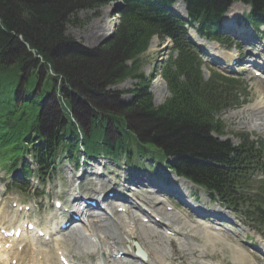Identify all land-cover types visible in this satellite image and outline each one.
Here are the masks:
<instances>
[{
    "label": "trees",
    "instance_id": "trees-1",
    "mask_svg": "<svg viewBox=\"0 0 264 264\" xmlns=\"http://www.w3.org/2000/svg\"><path fill=\"white\" fill-rule=\"evenodd\" d=\"M114 1L0 0V167L19 166L27 177L33 172L24 159L29 154L34 172L46 175L59 153L72 157L80 146L115 158L131 156L135 146L139 153L174 157L171 165L181 176L236 210L264 206V143L244 134L234 145L213 134H225L219 115L239 104L241 95L233 78L204 77L186 21L167 9L176 0H122L115 34L93 50L65 35L68 26L84 25L82 10ZM184 1L209 39L222 40L220 18L236 1L252 6L253 23L264 22V0ZM154 35L173 41L161 66L171 96L159 106L140 74ZM130 77L139 80L129 90L135 97L120 103L125 91L109 88ZM50 99L54 109L47 107ZM250 186L254 194L246 191Z\"/></svg>",
    "mask_w": 264,
    "mask_h": 264
},
{
    "label": "rangeland",
    "instance_id": "rangeland-1",
    "mask_svg": "<svg viewBox=\"0 0 264 264\" xmlns=\"http://www.w3.org/2000/svg\"><path fill=\"white\" fill-rule=\"evenodd\" d=\"M232 6L241 13L240 16L236 18V22L242 25V29H244V33H246L245 37H248V40L235 39L232 34L227 35L230 36L232 40L231 43H239L242 53L248 55L246 56L248 57L246 58V62L241 66L245 67V70H238L239 66H237V69L229 70L227 68V59L223 62L217 60V57H220L222 54L212 53L213 57H210L206 53V51L209 52L210 50L202 46L204 44L198 42L201 44L200 47L203 52L201 54L205 62L202 67L203 73L206 78L216 73L213 71H218L226 76H232L240 82L238 88L246 89V94L242 95V103L239 106L227 109L221 113V118L226 125V137L230 138L234 143H238L239 135L237 134L247 132L251 134L253 139L264 141V113H256L257 107H264V80H259V78L254 76V68L246 70V68L250 66L247 65V59H252L253 53H257V51L264 49V27H261L260 31H257L246 21V16L250 12V6L247 4L236 3ZM115 11V3H110L99 9L82 10L79 16L84 25L82 24L79 27L68 26L65 35L78 47L88 50L96 49L109 37L112 32V27L119 21ZM173 11L175 14L183 17V15L180 14L183 11L181 5H176V9H173ZM153 40L152 43H154L151 44V46L149 45L150 47L142 56L143 62L140 74L143 78L151 81L149 90L154 96V103L156 105H161L169 98L170 93L168 91V94H166L165 86L158 80V75L162 63L171 51L172 42L163 37H157ZM243 41H245V43H243ZM225 49L227 50V46L221 45L219 52L224 53ZM138 82L137 79L128 78L121 84L111 87L110 90L125 91L120 94V98H117L118 102L131 101L132 93L128 92V90L134 89ZM112 91H110L111 94L113 93ZM113 97L114 96L111 98ZM255 105L258 106L255 107ZM82 110L87 112L84 107ZM126 159L124 155L118 162L99 159V162H93L92 166L84 165V180L78 184L77 171L75 169H69L65 165L67 160L66 157H62L57 162L55 174L45 182L47 186L44 201L41 202L35 199V197H37L35 193L37 191L42 192L44 185L41 187H39V185L36 186L37 189L34 188L33 191H28L26 196L22 197L23 201L32 202V212L29 214V218L38 220L41 227L47 228L50 225L53 226L57 224L59 215H55L53 212L52 199L60 197L68 198L66 192L68 190L73 191V188H75L74 184L76 183L85 195H92V189L96 185L97 178L95 169L103 171L106 175V178L103 179L105 192L110 189L113 182H123L125 178L128 179L130 177L131 180H133L134 177H138L141 180L139 183H142V186L137 188V195L139 198H147L149 204H157L158 201L164 200L162 196L156 193H150L153 188L148 186L144 187L143 184H148V182H146L148 176L159 177L165 183L167 181L175 183L173 180V177H175L174 174L170 170H165L164 164H161V162H158L156 159H152L151 156H148L146 159L136 157L132 163H127ZM101 163L103 165L105 164L106 167L99 169ZM2 170L4 169L0 170V175L4 172ZM136 170L138 171L135 172ZM109 179L111 180L110 182ZM3 183L4 181L1 180L0 186L3 185ZM187 189L192 191V197L186 198L188 202L189 199L196 200L200 205L207 207L209 210H216V212L219 211L221 213H226L225 211H227V215H230L231 218L232 216L236 217V224L238 225H233L231 230L226 229L224 232H218L201 224L202 219L189 210L188 217L179 210L167 212L166 217L170 220V224L166 221L165 223H167L168 228L176 230L179 236L171 237L166 235L165 232H163L162 226L152 223L141 225L137 229L131 230L132 232L130 231L131 233H129V236H134L136 240H139V238L142 239V241H139L149 250L150 259L153 264H162L159 262L158 256H166L165 264H264V257L259 254L257 248H253V245H257L255 238L260 232L264 234V231H257L259 230L258 225L253 217L233 212L231 209L221 205L220 202L212 201L203 191H200V196L194 195L193 192L194 190H198L197 187L189 185ZM162 194H164V192H162ZM13 200H16V198H5L2 206L5 211L12 212L13 215H15L18 213V206H13ZM174 203H178L177 199H173L172 202L166 200L162 202L159 207L165 210L166 205H174ZM116 204L117 202H113L111 206L114 208ZM112 222L111 220L108 221V225L115 230ZM225 224L227 225V223ZM79 226H81V224ZM224 227L226 228V226ZM112 233L120 234L121 231L117 230ZM249 236H252L254 241L249 240ZM33 237H35L34 234H32V236L29 235L28 239L33 241ZM58 238L62 246L79 260L89 264H95L97 262L100 248H96L95 251L90 250L88 238L76 239L72 228L67 231H61V235ZM26 239L27 236H24L22 242L27 243L28 249L29 246L33 244H30ZM49 245H51L49 242L40 239L38 241V247L41 251ZM103 250L105 251V249ZM116 264L121 263L116 262Z\"/></svg>",
    "mask_w": 264,
    "mask_h": 264
},
{
    "label": "bare ground",
    "instance_id": "bare-ground-1",
    "mask_svg": "<svg viewBox=\"0 0 264 264\" xmlns=\"http://www.w3.org/2000/svg\"><path fill=\"white\" fill-rule=\"evenodd\" d=\"M181 5V8H182V13H180V14H182L183 16H186V7H185V4H184V2L182 1V0H179L177 3H175L174 4V6L172 7V9H176V5ZM228 13V14H227ZM226 14V16L225 17H223V24L225 25V27L226 28H233V30L235 31V33L237 34V35H240L239 34V32H241L240 30H238V28H236V18L238 17V16H240V12L237 10V9H235L234 8V6H232L230 9H229V12H227ZM189 37L193 40V41H195V42H199V43H201V44H204V45H202V46H205V47H207L210 51L209 52H211V53H214V54H220V52H219V50H218V45H213V44H210L209 42H207L206 40H201V39H199L200 37L193 31V30H191L190 29V31H189ZM199 37V38H198ZM153 39H156V38H153ZM152 39V40H153ZM153 41H155V40H153ZM154 43V42H153ZM152 43V41H151V43H150V46H151V44H153ZM198 43V44H199ZM201 44H199V45H201ZM210 44V45H209ZM206 45H209V46H206ZM149 46V47H150ZM222 56L223 57H220L219 58V56L217 57V60H221L220 62H223V60H225V59H227V57L228 58H230L229 57V55L227 54V53H225V54H222ZM259 62V61H258ZM260 63V62H259ZM263 66H264V61H263ZM227 68H230L229 67V65L227 66ZM158 80L160 81V83H162L164 86H165V89H166V94H168V90H167V86H166V84H165V82L160 78V77H158ZM157 80V81H158ZM262 88V87H261ZM258 106V105H257ZM256 105H255V107H257ZM256 113H264V107L263 106H259V107H257L256 108ZM99 182H101L100 180H99ZM179 185H178V187L176 188V192L177 193H179L180 194V192L181 191H183L184 190V188H183V185L184 184H187V185H190L188 182H186V181H184V180H182V179H180L179 180ZM99 184H101V183H99ZM186 193H187V191H186ZM191 201V200H190ZM80 202V201H79ZM107 207V206H106ZM108 208H111L110 206H108ZM160 214H161V216L164 218V215L166 216L167 215V213L165 212V213H162L161 211H158ZM117 215H119V214H117ZM87 216H88V219H87ZM86 216V221H85V227H81V228H77L76 230L78 231V232H81V231H83L84 232V234H85V232H88L89 231V229H87V227L89 226V227H93V224H92V222H91V219H90V215H87ZM120 216H121V214H120ZM165 219L167 220V221H170L167 217H165ZM165 221V220H164ZM142 225V223H138V225H136V227H138V226H141ZM54 226V225H53ZM95 227L97 226V225H94ZM125 230H126V232L128 233V230L125 228ZM76 231V232H77ZM99 232H101V233H104V234H106L105 233V231L103 230V229H99ZM132 232V231H131ZM92 233L95 235V233H94V231H92ZM124 234H125V237H127L126 239H127V241L126 242H131L132 243V240L133 239H131V237L130 236H128L129 234H126L125 232H124ZM124 234H122L123 236H124ZM135 234V233H134ZM75 235H76V233H75ZM121 239H122V236L120 235L119 236ZM133 237V236H132ZM130 238V239H129ZM36 239L37 238H35L34 237V241H36ZM103 240L105 241V240H107L106 238H104L103 237ZM131 240V241H130ZM139 240H141L142 241V239L141 238H139ZM123 243H125V242H123ZM142 243V242H141ZM104 246H106V245H104ZM90 247L92 248V249H95V245H90ZM91 248H90V250H91ZM129 248H130V251L131 252H134V248H133V246L131 245V246H129ZM108 249V248H107ZM110 250V247H109V249L107 250V251H109ZM116 250H118V248H115L114 249V251H116ZM147 251H149L148 249H146ZM119 251V250H118ZM117 251V252H118ZM159 254V253H158ZM160 254H162V253H160ZM148 256H149V258H150V255H149V253H148ZM0 257H2L3 258V250H2V248H0ZM165 258H166V256L165 257H163V256H158V259H159V262L160 263H162V264H165ZM7 259V258H6ZM112 261H118L119 262V260H116V258L115 259H113ZM7 262V261H6ZM128 263H130V262H128ZM53 264H55V263H53ZM99 264H107V262L106 261H104V260H102V259H100L99 260ZM131 264H137L135 261H132V263Z\"/></svg>",
    "mask_w": 264,
    "mask_h": 264
},
{
    "label": "water",
    "instance_id": "water-1",
    "mask_svg": "<svg viewBox=\"0 0 264 264\" xmlns=\"http://www.w3.org/2000/svg\"><path fill=\"white\" fill-rule=\"evenodd\" d=\"M259 211L264 215V210L259 208ZM135 245L137 246V252L138 254L142 255L143 257H147V254L146 252L141 248L140 244L139 243H135Z\"/></svg>",
    "mask_w": 264,
    "mask_h": 264
}]
</instances>
